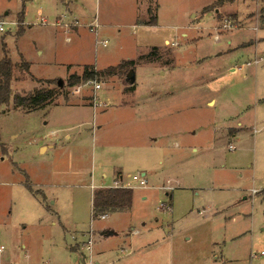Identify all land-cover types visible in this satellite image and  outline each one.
Here are the masks:
<instances>
[{
  "label": "rangeland",
  "instance_id": "1",
  "mask_svg": "<svg viewBox=\"0 0 264 264\" xmlns=\"http://www.w3.org/2000/svg\"><path fill=\"white\" fill-rule=\"evenodd\" d=\"M137 1L0 0L12 93H55L38 110L0 106V263L83 264L90 229L96 264H248L264 250L263 196L251 193L264 189V59L245 66L264 56L260 0L208 12L216 0H147L154 26ZM122 62L93 78L100 106L90 85L72 92L86 81L68 86L84 66ZM142 171L129 211L92 220L94 190ZM105 228L118 235L102 240Z\"/></svg>",
  "mask_w": 264,
  "mask_h": 264
},
{
  "label": "trees",
  "instance_id": "2",
  "mask_svg": "<svg viewBox=\"0 0 264 264\" xmlns=\"http://www.w3.org/2000/svg\"><path fill=\"white\" fill-rule=\"evenodd\" d=\"M235 0H216L211 6H208L203 9L204 12H208L207 10L212 7L216 9L218 7H222L225 4H232ZM260 9H259V20L261 23L262 29H264V0H260ZM147 15L149 20L143 22L144 26H154L156 25L157 17L151 14V8L149 7L147 10ZM157 48H152L151 53L157 52ZM150 53V54H151ZM148 54L145 57H139V61H143L144 59L149 58ZM126 63L122 62L116 67H108L104 70L98 71L93 67L84 66L83 72L81 75L72 74L68 78V86H74L78 84L80 81L93 80V78L97 75H108L111 76L114 74L116 69L122 68ZM132 66V62H130ZM16 65L12 64V62L4 57L0 60V106L7 105L12 103L16 109H24L26 111L30 109H42L46 107V105H51L53 103L52 99L55 95L52 89H37L32 93H28L25 95H20L18 93H12L11 91V82L13 79V69ZM21 71L28 73V65L26 62L22 61L19 65ZM133 70V69H130ZM128 70V72L130 71ZM117 71V70H116ZM127 72V74H128ZM51 85L53 82H49ZM135 83V82H134ZM133 84H130L129 91H133ZM55 88H59L58 84ZM54 104V103H53ZM27 107V108H24ZM28 107H40V108H28ZM119 174H117L118 176ZM116 176V179L118 178ZM257 194H262L264 201V189H262ZM132 205V190L124 189V188H100L93 191L92 195V220L100 218L101 216H106L109 213H122L130 210Z\"/></svg>",
  "mask_w": 264,
  "mask_h": 264
},
{
  "label": "built area",
  "instance_id": "3",
  "mask_svg": "<svg viewBox=\"0 0 264 264\" xmlns=\"http://www.w3.org/2000/svg\"><path fill=\"white\" fill-rule=\"evenodd\" d=\"M4 24H5L4 21L0 20V33L4 32ZM90 26L91 27L93 26L95 29L98 27L97 24H94V25L90 24ZM233 28H234V26L231 24V22H224L222 24V30H232ZM217 31H219V30H217ZM218 39H219V32H216L214 35V40L218 41ZM101 43H102V46H105L107 44L106 41H103ZM170 45L174 46L175 44L171 43ZM263 59H264V56L262 58H259V59H254L252 61V64H258ZM249 64H251V63H247V65H249ZM233 70L234 71L238 70V68L233 69ZM87 85H90L92 88V91H93V96H92L93 107L100 106L101 104L97 103L96 92L101 89V85L99 83H97L96 81L87 80L83 85H78V86L73 87L72 92L74 94H78L82 90L83 86H87ZM228 149L233 150V147L231 145H229ZM132 183L137 184L139 187H145L147 185L146 179L143 176L133 175V176H128L127 181H124V180H122L121 177L120 178L118 177L114 181V186L112 188L127 189V188H131ZM251 193L253 196V195H256L258 193V191L252 190ZM164 207L169 210V207L167 204H164L162 206V208H164ZM104 217L105 216H101L100 219H104ZM81 249L83 251H85L84 252L85 254L82 253L83 264H96L94 262V255H93V232L92 231H90L88 234V240L86 242L82 243ZM3 250H4L3 246H0V255L2 254ZM263 256H264V250H260L258 252H252L250 254V258H249L250 261L248 264H252L253 259L260 258ZM0 264H2V263H0ZM12 264H16V263H12ZM212 264H229V263L226 260L216 256V257H214V262Z\"/></svg>",
  "mask_w": 264,
  "mask_h": 264
},
{
  "label": "crops",
  "instance_id": "4",
  "mask_svg": "<svg viewBox=\"0 0 264 264\" xmlns=\"http://www.w3.org/2000/svg\"><path fill=\"white\" fill-rule=\"evenodd\" d=\"M138 2V6H137V8H143L144 9V11L147 13V9H146V3H147V0H138L137 1ZM225 5H227V4H225ZM144 6H145V8H144ZM224 6V5H223ZM217 12H216V10H214L213 11V16H215V15H217L216 14ZM158 18V17H157ZM261 29H262V27L261 26H259ZM259 27H258V30H261V29H259ZM240 29V28H239ZM257 29V28H256ZM237 30V29H236ZM264 30V29H263ZM183 36H185V35H183ZM219 40V39H218ZM165 43H169V44H171L168 40H164V44ZM175 45H174V47L176 46V43L175 42H173ZM230 43V41H228L227 42V44H229ZM255 44H256V42H255ZM254 44V45H255ZM246 46H251V43L249 44V45H245V46H241V47H238V48H242V47H246ZM247 49V48H246ZM245 48H242L241 50H239V51H243V50H246ZM218 55H221V54H218ZM256 55V54H255ZM260 58V57H259ZM258 57H256L255 56V58L254 59H259ZM262 58V57H261ZM253 59V60H254ZM247 63H251V64H249V65H247ZM260 63V62H259ZM258 63V64H259ZM258 64H252V61H248V62H246L245 63V66H247V67H250V66H256V65H258ZM241 68H243V67H238V70H240ZM234 69H236V67H234ZM176 70H172L171 72H169L168 73V75H170V74H172V72H175ZM230 72L232 71V67L230 68V70H229ZM235 72H236V70H235ZM165 74L164 72L162 73V72H158V75L159 76H163V75ZM167 75V76H168ZM135 81H136V76H135ZM137 91V89L136 88H134L133 89V93H135ZM173 94V93H172ZM214 103V100H209L208 102H207V105H209V104H213ZM106 107V106H105ZM101 127L99 126V125H97V126H95V128H93L92 129V131L94 132L95 131V129L96 130H98V129H100ZM68 137V136H67ZM42 149H46V147H42L41 148V150ZM148 166V165H147ZM117 174H119L117 177H121L122 178V175H121V172H118ZM140 175L141 176H143L144 178L147 176L146 175V172L145 171H142V173H140ZM104 176V175H103ZM146 179V178H145ZM147 182V181H146ZM162 189H165L164 187L162 188ZM166 190L167 191H170L171 190V188H166ZM255 190V189H254ZM256 191H258V190H256ZM123 213V212H122ZM106 218V216L104 217V219ZM104 219H101V220H104ZM105 229H108V231L106 230V231H104V232H101V236L103 237V239L102 240H108L110 237H112V236H117L118 235V233L115 231V230H113V229H111V228H105ZM90 231H92L93 232V230L92 229H90ZM89 231V232H90ZM112 231H114V232H112ZM117 233V234H116ZM72 240L73 241H76V238L74 237V236H72ZM82 245V244H81ZM76 246L79 248V249H81L80 248V245L79 244H76ZM214 257H216V256H213L211 259H210V261L208 262V264H212L213 262H214ZM218 257V256H217ZM14 263H16V262H14Z\"/></svg>",
  "mask_w": 264,
  "mask_h": 264
},
{
  "label": "water",
  "instance_id": "5",
  "mask_svg": "<svg viewBox=\"0 0 264 264\" xmlns=\"http://www.w3.org/2000/svg\"><path fill=\"white\" fill-rule=\"evenodd\" d=\"M126 79H127V82H128L129 85H130V84H133V83L135 82V74H134V70H130V71L128 72V74H127V76H126ZM57 84H58V87H62V85H63L62 80H59V81L57 82Z\"/></svg>",
  "mask_w": 264,
  "mask_h": 264
}]
</instances>
